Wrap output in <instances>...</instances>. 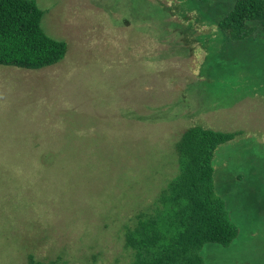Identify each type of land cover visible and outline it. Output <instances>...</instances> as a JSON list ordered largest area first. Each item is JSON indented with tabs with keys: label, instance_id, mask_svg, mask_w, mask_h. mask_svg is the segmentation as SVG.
<instances>
[{
	"label": "rangeland",
	"instance_id": "obj_1",
	"mask_svg": "<svg viewBox=\"0 0 264 264\" xmlns=\"http://www.w3.org/2000/svg\"><path fill=\"white\" fill-rule=\"evenodd\" d=\"M34 1L66 53L0 66V264H129L123 230L152 213L194 125L239 132L213 159L238 236L198 255L264 264V34L216 40L235 0Z\"/></svg>",
	"mask_w": 264,
	"mask_h": 264
},
{
	"label": "trees",
	"instance_id": "obj_2",
	"mask_svg": "<svg viewBox=\"0 0 264 264\" xmlns=\"http://www.w3.org/2000/svg\"><path fill=\"white\" fill-rule=\"evenodd\" d=\"M42 16L34 0H0V66L38 70L63 59L66 44L43 32ZM216 26L221 45L227 41H222L224 37L230 46L231 41L241 42L259 31L264 34V0H235ZM212 55L221 58L223 49H215ZM227 63L234 64L232 57ZM212 80L220 81L219 75ZM215 93L221 100L222 91ZM238 135L200 125L182 133L175 145L179 173L162 189L152 213L137 215L132 226L123 230L124 249L132 255L129 264H204L198 255L204 244L229 245L238 236L213 176L216 150ZM27 264L57 261L44 263L29 254Z\"/></svg>",
	"mask_w": 264,
	"mask_h": 264
}]
</instances>
